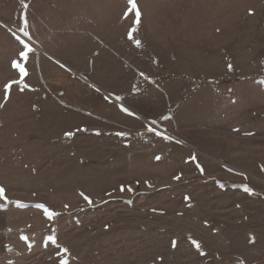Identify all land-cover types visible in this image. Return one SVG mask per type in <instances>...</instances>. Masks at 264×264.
<instances>
[{
  "label": "rangeland",
  "instance_id": "obj_1",
  "mask_svg": "<svg viewBox=\"0 0 264 264\" xmlns=\"http://www.w3.org/2000/svg\"><path fill=\"white\" fill-rule=\"evenodd\" d=\"M135 3L0 0V264H264V0Z\"/></svg>",
  "mask_w": 264,
  "mask_h": 264
},
{
  "label": "snow or ice",
  "instance_id": "obj_2",
  "mask_svg": "<svg viewBox=\"0 0 264 264\" xmlns=\"http://www.w3.org/2000/svg\"><path fill=\"white\" fill-rule=\"evenodd\" d=\"M129 5H131V9L135 10V16L137 18V22H139V18H140V11L135 3V0H128ZM25 35H27V33L25 32ZM21 44H23V50L20 52V57L22 59H27V53L31 51V49L29 48V46L24 43L23 41H20ZM137 44H139V41H136ZM13 67L19 69L20 72V76L21 78H23L26 75V71L24 69V67L21 64L16 63L15 61L13 62ZM229 70H231V66H229ZM124 110V109H122ZM131 114V113H129ZM244 191L249 192L250 193V189H248L247 187L244 189ZM4 197V189L2 187H0V198ZM85 199H87V197H85ZM37 208H40L44 211V214L46 215V217L48 219H52L55 215H57L56 213L48 210L44 205H36ZM21 239L25 240V242H27V238L26 237H21ZM48 239L50 241H52L53 243L55 242V238L53 236H49ZM195 243V241L193 242ZM175 246V245H174ZM196 247L199 248V245L196 244ZM66 252V250H65ZM61 264H67L66 261H61Z\"/></svg>",
  "mask_w": 264,
  "mask_h": 264
}]
</instances>
